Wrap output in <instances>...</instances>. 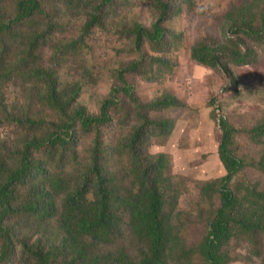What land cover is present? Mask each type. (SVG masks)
Returning a JSON list of instances; mask_svg holds the SVG:
<instances>
[{
  "label": "trees",
  "instance_id": "1",
  "mask_svg": "<svg viewBox=\"0 0 264 264\" xmlns=\"http://www.w3.org/2000/svg\"><path fill=\"white\" fill-rule=\"evenodd\" d=\"M141 2L152 24L126 11L132 0H0V264H264V106L223 117L222 100L212 99L225 174L173 175L168 155L150 146L170 137L173 121L161 114L183 102L173 93L145 101L137 82L175 74L182 34L168 23L208 8L195 0ZM217 21L219 36L195 39L190 58L219 73L235 96L248 90L241 68L264 61V0L230 2ZM75 29L79 35L68 37ZM98 31L115 36L125 56L93 112L80 98L85 82L97 80L89 57ZM50 44L53 63L33 67ZM65 70L76 74L67 79ZM12 88L26 110L48 115L17 114L24 108L10 103ZM191 189L198 194L180 211ZM193 222L197 238L184 242Z\"/></svg>",
  "mask_w": 264,
  "mask_h": 264
},
{
  "label": "rangeland",
  "instance_id": "2",
  "mask_svg": "<svg viewBox=\"0 0 264 264\" xmlns=\"http://www.w3.org/2000/svg\"><path fill=\"white\" fill-rule=\"evenodd\" d=\"M230 2L237 0H195L197 6H206L208 12L192 14H182L168 23V27L182 34V44L180 51L176 54L174 64L175 74L168 76L162 82L153 84L150 82L138 80V91L145 101H149L162 93H173L183 102L182 107H175L163 112L161 115L172 120L174 129L169 138H156L152 141L150 152L152 154L165 153L170 158V168L173 175L184 176L191 180L208 181L211 178H218L225 174L222 164L217 154L218 140L216 133L220 132L219 120L213 118L212 111L217 106H209L212 99L220 98L223 108L218 112L219 116H225L231 110H237L240 116L253 113L254 107L264 106V61H260L257 66L243 67L240 72L249 76L248 90H242L239 94L233 96L231 92L223 89V80L214 70H209L192 61L190 58V46L194 40L202 36H219L218 21L223 12L227 9ZM126 11L133 13L139 20L152 24L151 9L141 0H132L128 4ZM198 11V10H197ZM82 25V21L78 22ZM80 29H75L67 34L73 38L78 36ZM115 36L98 31L92 38L91 44L93 51L89 57L91 64L95 68L94 82H85L86 85L81 94L80 103L97 112L102 100L110 93L112 85V69L118 62V57L123 58L125 53L116 45H120ZM121 46V45H120ZM55 51L50 44L48 48L38 52L35 60L32 61L33 67H49L53 63ZM133 57L134 54H127ZM74 64H69L66 69H74ZM66 73L71 75L67 76ZM249 73V74H248ZM65 78L69 79L76 73L69 70L63 71ZM25 81V79H24ZM21 82V87L24 84ZM27 87V86H26ZM25 87V88H26ZM223 90V92H222ZM7 97L10 103L17 108L26 106L24 101L18 98L15 88L7 90ZM30 114L35 119H43L48 115L45 108L37 110L34 114L31 110H20L17 114ZM159 117L157 114H154ZM113 128L105 129L107 137L115 141L118 135L114 133ZM57 169V168H56ZM55 169V170H56ZM197 191L191 189L182 197L180 211H187L188 203L196 197ZM57 228H52V234ZM37 231L49 234L45 228ZM199 229L194 222L186 224L184 231V242L191 243L197 238ZM21 234V231H19ZM233 255L244 253L242 250H231ZM243 258V255H239ZM231 264H249L242 260H234Z\"/></svg>",
  "mask_w": 264,
  "mask_h": 264
}]
</instances>
